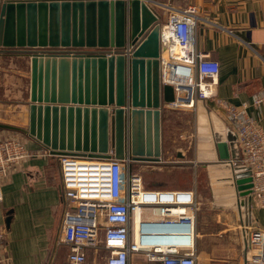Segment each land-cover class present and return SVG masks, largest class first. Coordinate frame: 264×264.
Returning a JSON list of instances; mask_svg holds the SVG:
<instances>
[{
	"label": "water",
	"instance_id": "obj_1",
	"mask_svg": "<svg viewBox=\"0 0 264 264\" xmlns=\"http://www.w3.org/2000/svg\"><path fill=\"white\" fill-rule=\"evenodd\" d=\"M158 16L146 0H0V49L30 58L27 124L0 122V129L21 131L55 156L122 159L128 149L133 162H159ZM56 47L77 51L37 49ZM110 47L117 52L107 54ZM213 140L219 161L239 157L231 129ZM247 175L235 181L249 195ZM149 238L189 242L187 235Z\"/></svg>",
	"mask_w": 264,
	"mask_h": 264
},
{
	"label": "built area",
	"instance_id": "obj_2",
	"mask_svg": "<svg viewBox=\"0 0 264 264\" xmlns=\"http://www.w3.org/2000/svg\"><path fill=\"white\" fill-rule=\"evenodd\" d=\"M196 26V7L192 4L169 9L166 21L160 26V76L163 85L171 86L173 97L167 104L173 108H194L198 100L215 98L219 62L196 48ZM128 49L127 46L126 52ZM105 50L107 54L117 52L111 47ZM40 51L72 53L77 49L56 47ZM215 101L223 107L240 148L241 156L230 163L242 167L250 177V193L242 195L264 207V128L256 116L264 108V92L252 95L250 104L257 109L255 114L247 111V102L235 105L225 100ZM46 156H51L48 150L31 149L25 139L14 133L0 136V184L26 159ZM57 158L62 200L58 242L67 245L69 251L65 261L51 264H86L88 248L105 250L104 264H129L130 255L138 251L161 264H195L194 250L186 249L192 242L190 235L194 229L193 190L145 188L140 174L131 170L133 161L128 152L122 159L77 154H62ZM1 195L0 187V199ZM156 205L160 220L139 218L141 235L136 242L130 237L131 215L136 208ZM144 231L190 237L189 242L145 239L141 238ZM178 242L181 244L175 245ZM148 244L152 246L147 249ZM245 258L248 264H264V229L252 228L247 233ZM0 264L4 263L0 261Z\"/></svg>",
	"mask_w": 264,
	"mask_h": 264
},
{
	"label": "crops",
	"instance_id": "obj_3",
	"mask_svg": "<svg viewBox=\"0 0 264 264\" xmlns=\"http://www.w3.org/2000/svg\"><path fill=\"white\" fill-rule=\"evenodd\" d=\"M146 1L158 13L160 26L166 21L169 9L183 8L188 4L196 7V48L219 62L215 98L196 102L197 108L199 104H202L210 117L214 116L219 120L220 126L215 128L212 134L215 131L225 133L228 128L233 131L225 119L223 107L215 99L225 100L235 105L247 102L249 104L247 111L257 113V109L250 102L254 93L264 92V0ZM161 48L160 44V55ZM10 51L17 54L23 52L15 48H11ZM167 88L170 91H167ZM172 97L171 87L163 85L161 92L163 107ZM21 116L27 121V105ZM256 116H258V123L264 128V108ZM161 121L163 123V118ZM27 140L26 144L31 149L44 148L29 137ZM128 151L126 149L125 153ZM109 152L111 153L112 150L110 149ZM186 163L188 164L179 166L182 169L188 167L186 168L189 169L188 172L194 168L195 178H199V174L203 172L206 179L210 177L209 165L211 163L208 161L196 159ZM218 163L222 162L218 161ZM227 164L230 167L231 180L234 181L235 176L243 173V168L237 170L239 166L233 167L231 163ZM132 165L131 170L134 171ZM218 167H220L219 164ZM142 184L151 190L191 189L194 191L196 199L194 229L190 235L192 242L186 246V249L194 250L195 264H248L245 258L247 233L252 228L264 229V208L258 207L241 195L242 193L237 192V221L221 224L215 229H207L202 219L196 217L197 189L194 184L185 187L149 186L145 185L143 180ZM0 187L2 193L0 199V232L2 233L0 261L4 264H51L65 261L69 247L58 242L62 230V203L61 176L57 156L26 159L1 182ZM239 199L242 200L239 201ZM242 201L246 204L241 205ZM156 208H158L157 205L140 208L138 221L139 218L146 221L160 220ZM134 215V213L131 215L133 222L131 220L130 237L139 240L141 234L138 233V226L136 229ZM6 218H9L8 223ZM143 234L151 239L150 236H164L167 232L144 231ZM151 246L146 245L147 249ZM105 257L106 251L103 249L88 248L86 250V264H104ZM129 264H161V262L149 260L143 251H138L130 255Z\"/></svg>",
	"mask_w": 264,
	"mask_h": 264
},
{
	"label": "rangeland",
	"instance_id": "obj_4",
	"mask_svg": "<svg viewBox=\"0 0 264 264\" xmlns=\"http://www.w3.org/2000/svg\"><path fill=\"white\" fill-rule=\"evenodd\" d=\"M10 49H0L2 50L0 51V122L25 127L27 121L22 119L21 114L23 110L25 111L29 99L30 59L27 54H17L11 52ZM161 118H163L161 160L154 163L133 162V170L141 174L143 183L149 186L185 187L194 184L197 189L196 217L202 219L207 229H215L221 224L236 222L238 214L236 193L245 194V190L240 189V183L237 184L234 178L231 185L228 183V187L225 188L226 185L221 186L211 177L206 179L204 172L199 174V178H195L193 164H191V168H193L191 172L186 169L188 167H183L185 169L181 167L188 164L186 162L189 160L200 159L199 147L201 145L197 106L195 105L194 108H173L166 104L162 107ZM0 130H4L0 136L14 133L28 141L26 134L21 131ZM238 149L240 157L239 144ZM234 160L235 158H229L223 162L230 163ZM243 177L241 174L238 178ZM241 200L239 199V201Z\"/></svg>",
	"mask_w": 264,
	"mask_h": 264
},
{
	"label": "bare ground",
	"instance_id": "obj_5",
	"mask_svg": "<svg viewBox=\"0 0 264 264\" xmlns=\"http://www.w3.org/2000/svg\"><path fill=\"white\" fill-rule=\"evenodd\" d=\"M198 114H199L198 127H199L200 145H201L199 147V157L200 159L206 160L209 163H211L209 165L210 177L213 178L221 186L226 185L224 186L226 188L228 187L227 184L230 183L231 185V181H232L230 180L231 179V173L229 169L230 167L226 162L218 163L219 160L217 157L214 140H212V136H213L212 131L220 126V122L218 119H216V117L214 116L210 117L207 114L204 106H202V104L198 105ZM218 164L220 165V167H218ZM139 212H140V208H136L133 212L136 218V229L138 226V233H140L139 221H138ZM135 241L139 242V240H135ZM174 241L176 242V239ZM164 243L165 241H163V245H165ZM176 244H181V243L178 242L175 243V245Z\"/></svg>",
	"mask_w": 264,
	"mask_h": 264
},
{
	"label": "trees",
	"instance_id": "obj_6",
	"mask_svg": "<svg viewBox=\"0 0 264 264\" xmlns=\"http://www.w3.org/2000/svg\"><path fill=\"white\" fill-rule=\"evenodd\" d=\"M167 91H170V89H169V88H167Z\"/></svg>",
	"mask_w": 264,
	"mask_h": 264
}]
</instances>
